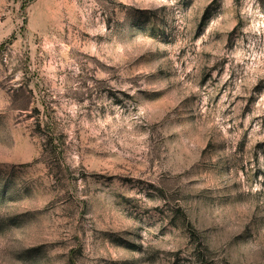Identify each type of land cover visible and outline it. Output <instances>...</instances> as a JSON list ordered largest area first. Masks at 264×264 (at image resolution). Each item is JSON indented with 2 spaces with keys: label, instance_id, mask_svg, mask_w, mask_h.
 Returning a JSON list of instances; mask_svg holds the SVG:
<instances>
[{
  "label": "rangeland",
  "instance_id": "rangeland-1",
  "mask_svg": "<svg viewBox=\"0 0 264 264\" xmlns=\"http://www.w3.org/2000/svg\"><path fill=\"white\" fill-rule=\"evenodd\" d=\"M0 264H264V0H0Z\"/></svg>",
  "mask_w": 264,
  "mask_h": 264
}]
</instances>
